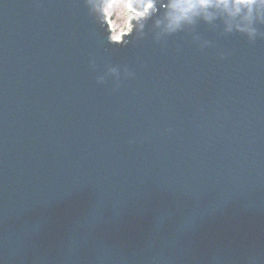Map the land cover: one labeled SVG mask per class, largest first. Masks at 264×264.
Here are the masks:
<instances>
[{"label":"water","instance_id":"obj_1","mask_svg":"<svg viewBox=\"0 0 264 264\" xmlns=\"http://www.w3.org/2000/svg\"><path fill=\"white\" fill-rule=\"evenodd\" d=\"M196 31L0 0V264H264V39Z\"/></svg>","mask_w":264,"mask_h":264},{"label":"clouds","instance_id":"obj_2","mask_svg":"<svg viewBox=\"0 0 264 264\" xmlns=\"http://www.w3.org/2000/svg\"><path fill=\"white\" fill-rule=\"evenodd\" d=\"M89 15L106 33L107 44L127 46L151 35L159 44L169 36L186 32L192 41L203 50L212 46V41L203 39L196 27L207 25L220 35L239 33L249 42L264 39V0H83ZM151 21V24H149ZM131 38V39H129ZM95 71L94 60L89 61ZM128 68L106 66V71L97 75L98 84L111 77L117 83L121 78H132Z\"/></svg>","mask_w":264,"mask_h":264}]
</instances>
